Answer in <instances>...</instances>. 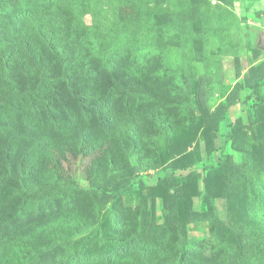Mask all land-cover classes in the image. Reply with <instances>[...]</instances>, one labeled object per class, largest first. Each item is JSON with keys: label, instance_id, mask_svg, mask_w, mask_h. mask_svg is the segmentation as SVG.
<instances>
[{"label": "rangeland", "instance_id": "rangeland-1", "mask_svg": "<svg viewBox=\"0 0 264 264\" xmlns=\"http://www.w3.org/2000/svg\"><path fill=\"white\" fill-rule=\"evenodd\" d=\"M0 6H9L12 13L25 7L40 16L50 9L62 11L80 34V45L77 39L58 44L54 60L65 66L86 61L85 55L95 51L100 55L93 58L100 62L114 51L123 64L119 70L129 74L131 69L136 75L145 57L148 81L162 87L155 107L163 108L168 122L166 128L155 127L154 119L137 115L140 131L157 147L143 146L137 156L124 152L115 129L94 152H71L62 158L56 195L41 199L40 206L29 204L2 229L0 245L8 249V264H21L16 261L19 255L25 264H50L46 256L30 255L38 245L24 243L28 236L41 233L47 243L53 239L52 230L70 236L83 231L76 240L63 236L56 243L52 256H68L109 215V207L111 220L110 215L100 234L83 245V258L69 264H222L225 259L235 264L238 241L249 248L257 235H264V101L256 107L254 96L247 98L253 92L251 84L264 78V0H0ZM45 15L41 17L46 19ZM22 20L0 16V28L10 32ZM83 31L89 43L81 37ZM65 45L77 55L63 58ZM114 77L122 79V74ZM42 90L27 95L26 101L9 99L5 105L21 106L29 120H40L43 95L53 92ZM60 108V112L54 109L58 118L50 122L52 128L46 125L47 115L44 124L37 122L48 132L49 145L42 154L48 167L52 150L63 155L59 144L78 133L72 122L83 121ZM16 119L25 123L22 112L5 121ZM17 127L10 135L29 131L24 125ZM7 128H0L6 136ZM43 170L44 164L34 178L46 186L49 173ZM14 186L7 183L0 195L3 206L12 202L10 215L19 211L22 201ZM168 222L174 226V236L168 232ZM52 223L57 227L49 226ZM136 233L147 244L138 246ZM120 242H126L124 253L115 248ZM180 242L196 245L182 258ZM197 254L209 259L198 261Z\"/></svg>", "mask_w": 264, "mask_h": 264}, {"label": "trees", "instance_id": "trees-1", "mask_svg": "<svg viewBox=\"0 0 264 264\" xmlns=\"http://www.w3.org/2000/svg\"><path fill=\"white\" fill-rule=\"evenodd\" d=\"M43 14H46V19L41 17ZM0 16L18 18V20L23 17L22 22L18 23L17 27L10 32L6 31V27L0 28V128L1 126L8 127V136L2 130L0 131V137L4 136L7 140L3 142L4 140L0 139V195L7 183L16 185L13 190L14 194L22 195L20 209L14 215L8 213L12 202L9 201L3 206L2 196H0V234L2 235V229L5 225L8 226V223L15 222L18 217L26 212L29 204L40 206L41 199L56 195L57 185L62 178L60 174L62 158L68 157L71 152L85 155L94 152L110 139L109 135L115 129L119 130V139L124 152L129 157L137 156L143 151V146L153 147L154 149L156 147L152 139L148 138L146 132L140 131L137 115H147L154 119L156 121L155 127L162 126L166 128L168 122L164 118L163 108L161 107V110L155 107L162 98V93H160L162 87L155 88L148 81L147 70L149 68L145 69L147 67L145 57L142 58L143 68L140 67V73L136 70V75L132 74L131 69L129 74L126 71L119 70L123 64H119L118 58L115 59L114 51L107 54V58L105 56L103 61L100 62L93 58L100 55L99 52L95 51L85 55L86 61H74L71 64L67 63L65 66L63 63L54 60L58 52L57 48L69 39H77L76 44L80 45V34H77L75 27H70V21L64 19L62 11L50 9L41 13L40 16L39 13L25 7L18 10L17 13H12V8L9 6H0ZM81 37L86 38V32L83 31ZM86 40L88 43L90 42L88 37ZM70 54L72 56L77 55V53H70L69 46L65 45L62 57L64 58L65 55ZM103 56L104 54L101 55V57ZM69 68H72V71ZM115 73H121L122 79H116L114 77ZM141 75L144 79L139 77ZM127 78H129V81L125 83ZM160 79L157 76L155 81L159 82ZM263 80L264 78L255 80L251 84L253 92L252 95L247 97L250 99L249 97L254 96L252 98L257 100L254 104L256 107L264 101V95L261 93ZM170 87L171 84L168 83L166 88ZM43 88L50 89L53 92H47L43 95L45 108L43 110L41 107L38 108L40 120L34 118L29 120V117L26 116L28 114H25L27 111L21 106L12 108L5 105V101L9 99L22 97L26 101L27 95L37 94ZM17 92L20 93L16 94ZM60 107L69 111L74 118H83V121L76 124L72 122L71 126L79 129L78 133L72 132L73 135L71 134V136L68 134L67 140L59 144L65 151L63 155L59 154L57 150H52V165L48 167L46 158L44 159V156H42L49 145L48 132L44 131L43 127L46 125H49V128L53 127V122L58 118L54 109L60 112ZM76 107L78 108L77 114L75 112ZM19 112L23 113L24 124H21L22 120L18 119L14 122L5 121L6 117ZM46 115L49 117V121ZM46 121L48 122L45 126L38 127L37 122L44 124ZM21 125H24L29 131H18L17 134L10 135L11 130L17 129V126ZM107 132H109L108 135ZM143 134L145 135L142 137ZM17 137L22 138L19 140L20 142L16 141ZM25 141L30 143V146L24 147ZM51 142L53 143V141ZM53 146V148L58 149L54 143ZM43 164V174L49 173L45 176L46 186H42L38 178H34L43 169ZM109 209V215L107 214L96 225L92 233L84 236L74 252L66 257L55 259L52 256L54 254L52 253L53 250L57 248L56 243H59L63 236L67 237L68 240L69 237L76 240L83 235V231H77L76 236H70V234L64 235L52 230L51 237L53 239L47 243L46 241L43 242L41 233L34 238L28 236L22 241L25 243L29 240L37 243V248L30 254L35 253V259H42L46 256L51 261L50 264H69L83 258V252H81L84 249L83 245L90 243L100 234L102 222H105L113 213V209L111 207ZM112 217L113 215L110 216V220ZM166 225L169 234L174 236L173 224L168 222ZM49 226L57 227L56 223L49 224ZM180 226L182 225L180 224ZM250 234L252 235V233ZM257 237L258 240H255L253 246L249 248H244L242 242L238 241V250L233 254V258L236 259L235 264H264V235L259 234ZM134 239L138 246H141V243L147 244L141 234L136 233ZM195 242L179 243L184 248L182 258L190 251L189 247L196 245ZM125 243H116V250L121 249L124 253ZM145 244L143 245L146 247ZM7 250L3 244L0 245V264H8L6 259L8 257ZM145 256L149 255L145 254ZM195 257H197L196 260L201 262L209 259L199 254ZM16 261L25 264V260L20 255L16 256ZM221 261L222 264H230L229 259ZM214 263L217 264L213 261L212 264Z\"/></svg>", "mask_w": 264, "mask_h": 264}, {"label": "water", "instance_id": "water-1", "mask_svg": "<svg viewBox=\"0 0 264 264\" xmlns=\"http://www.w3.org/2000/svg\"><path fill=\"white\" fill-rule=\"evenodd\" d=\"M263 45H264V37H263Z\"/></svg>", "mask_w": 264, "mask_h": 264}]
</instances>
